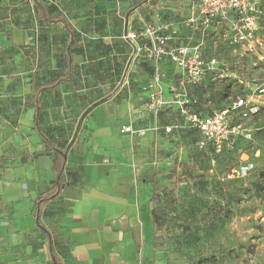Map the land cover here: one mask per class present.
Masks as SVG:
<instances>
[{
  "label": "crops",
  "instance_id": "crops-1",
  "mask_svg": "<svg viewBox=\"0 0 264 264\" xmlns=\"http://www.w3.org/2000/svg\"><path fill=\"white\" fill-rule=\"evenodd\" d=\"M44 4L52 15L63 16L70 33L61 24L39 20L32 30L40 32L46 54L57 58L48 60L49 81L36 89L28 85L33 106L27 125L36 143L35 148L27 144L29 159L17 169L24 172L25 183L17 177L9 190L0 192V264H53L48 241L35 225L34 202L57 190L58 171L62 189L41 206L40 214L56 263L150 264L155 232L151 191L169 161L188 150L180 144L188 143L190 129L180 123L172 104L173 89L180 88V71L166 59L158 66L143 57L130 62L132 48L122 37L150 25L170 38L169 46L194 42L195 35L183 23L189 0H44ZM22 29L29 31L27 26ZM23 36L13 28L10 46H20ZM71 37L74 44L69 47ZM68 69L71 78L54 85ZM157 73L168 104L154 118L142 107L148 98L145 87ZM39 88L42 106L36 95ZM193 91L185 89L189 96ZM204 98V107L211 109ZM259 98L262 107L264 95ZM36 112L40 129L63 157L44 151L34 129ZM127 124L147 129L145 136L122 133ZM154 125L158 130H152ZM168 126L176 129L165 133Z\"/></svg>",
  "mask_w": 264,
  "mask_h": 264
},
{
  "label": "rangeland",
  "instance_id": "rangeland-1",
  "mask_svg": "<svg viewBox=\"0 0 264 264\" xmlns=\"http://www.w3.org/2000/svg\"><path fill=\"white\" fill-rule=\"evenodd\" d=\"M261 5L253 51L219 49L218 44L205 50L229 73L242 78L245 88H255L263 79L264 2ZM33 11L31 0H0V192L9 190L17 177L25 183L24 172L17 169L24 168L29 159L27 144L35 148L36 143L27 125L31 119L26 115L33 106L29 105L28 85L36 89L49 81L48 60L57 58L46 54L40 32L32 34L39 24ZM26 26L29 31L25 33L22 27ZM13 28L24 34L18 47L9 44ZM230 80L233 83L228 91ZM235 80H217L208 93L200 87L196 93L207 96L209 107L217 109L229 103L233 90L238 94ZM39 101L42 106L43 93ZM245 125L252 128V141H240L235 153L199 151L189 134L188 143L180 144L188 150L163 168L161 180L151 191L158 201L153 212L156 220L150 264H264V102L260 114ZM250 162L254 168L248 176L240 177L239 168Z\"/></svg>",
  "mask_w": 264,
  "mask_h": 264
},
{
  "label": "built area",
  "instance_id": "built-area-1",
  "mask_svg": "<svg viewBox=\"0 0 264 264\" xmlns=\"http://www.w3.org/2000/svg\"><path fill=\"white\" fill-rule=\"evenodd\" d=\"M260 3L261 0H189L183 23L197 39L192 43L169 46L170 38L159 35L158 29L150 25L127 31L122 37L132 48L130 62L143 57L158 66L166 59L180 71V88L173 89L172 104L177 107L183 124L199 135L197 146L200 149L210 144L215 153H220L223 148L231 147L238 137L251 139V130L245 122L258 112L264 85L249 88V94L236 97L227 108L204 116L193 109L194 101L185 89L199 86L208 73H215L220 78L226 76L218 60L206 54L208 38L217 36L222 44L253 51L261 17ZM145 90L148 98L142 109L156 118L168 104L160 74L154 75ZM173 128L164 127L163 131L170 133ZM152 130H158L157 125ZM121 132L131 137H143L147 129L127 124ZM251 169L252 165L242 167L238 174L243 177Z\"/></svg>",
  "mask_w": 264,
  "mask_h": 264
},
{
  "label": "trees",
  "instance_id": "trees-1",
  "mask_svg": "<svg viewBox=\"0 0 264 264\" xmlns=\"http://www.w3.org/2000/svg\"><path fill=\"white\" fill-rule=\"evenodd\" d=\"M32 1V3H33V5H34V11H35V16H36V18H37V20H39V21H41V22H44V23H47V24H61L62 25V27L65 29V30H67V31H69V33H70V30L68 29L69 27L67 26V24H66V21H65V19L63 18V16L61 15V14H59L58 12H56V14H53L52 15V13H53V11L48 7V6H46L45 4H44V1L43 0H31ZM264 2V0H261V4ZM260 8H262V5L260 6ZM263 15V14H262ZM261 18H262V16L260 17V20H259V25H260V23H261ZM258 32V31H257ZM256 37H257V33H256ZM218 41H220V39H218V37L217 36H214V37H210V38H208V41H207V43H206V50H210L211 49V46L212 45H216V44H218V48L219 49H235L234 47H230V46H227V45H225V44H220V43H218ZM74 44V41H73V39H72V37H71V39L69 40V42H68V46L69 47H71L72 45ZM211 57V56H210ZM220 64V63H219ZM220 68H222L225 72H226V76H224L223 78H220L217 74H215V73H208V74H206L205 76H204V79H203V81H202V83L199 85V86H196V87H193V89L195 90V91H193V96H189L188 95V97L192 100V101H194L193 102V104H192V106H193V109L198 113V114H200L201 116H204V115H210L213 111H220V110H222V109H224V108H227L230 104H231V102L236 98V97H241V96H245V95H247V94H249L250 93V89H247V88H245V85H244V83H243V81H242V78H237V77H235V75L236 74H232V73H229V71L226 69V67L224 68V67H222L221 66V64H220ZM71 78V72H70V70L68 69L67 71H66V73H65V75L64 76H62V77H59V78H57L56 79V83L54 84V85H57L59 82H61V81H67V80H69ZM227 78H236V80L234 81V82H237L238 83V85H239V87L237 88V91H238V94H236L235 92H236V90H233V93L232 94H234V95H229L228 96V99L227 100H229V103H227V104H225V105H222V106H219V107H216L217 109H209L208 107H204V105L205 104H203V101H205V99H203L204 98V96L202 97V96H200V94H197L196 93V90L200 87L201 88V90H203L204 92H206V93H208L210 90H211V87H212V85H213V83H214V81H213V79L214 80H222V79H227ZM207 80V81H206ZM208 82V84L207 83H205V85H204V82ZM215 81V82H216ZM213 82V83H212ZM233 83V81H231L230 80V82L229 83H227L228 85H227V89H228V91H229V88H230V85ZM53 85V86H54ZM264 85V72H263V79H262V82L257 86V87H260V86H263ZM199 88V89H200ZM198 89V90H199ZM43 90V88H39L38 90H37V93H36V95H38V94H40V92ZM223 90V89H222ZM207 99H208V97H207ZM35 107H36V109H35V111H38V104H35ZM178 111V110H177ZM260 112H261V107H259V110H258V112L255 114V115H253L251 118H254V117H257L259 114H260ZM178 114H179V112H178ZM179 116H180V114H179ZM181 118V117H180ZM250 118V119H251ZM180 123H183V121H182V119L180 120ZM176 126H178L179 127V125H176ZM176 126H174L175 128H173L172 129V131L170 132V133H172L175 129H176ZM181 126V125H180ZM34 129H35V131H36V133H37V135L39 136V138H40V140H41V143L43 144V147H44V151L45 152H50V151H53V152H56V154H59V155H61L62 157H63V154H64V152H61V151H59V149H58V146H57V144L54 142V141H52V139L49 137V136H47L41 129H40V121H39V119H38V117H37V112L35 113V115H34ZM251 130V139L250 140H246V139H244L243 137H238L237 139H235L234 140V143H233V145L231 146V148H223V150L220 152V153H215L214 152V149L212 148V146L210 145V144H208L206 147H204V148H202V149H200L198 146H197V143H198V141H199V139H200V137H199V135L195 132V131H193V130H187L188 132H187V136H189V134H191V136L193 137V140H194V146L199 150V151H202V152H206V153H208V152H210V153H214V154H217V155H224V154H226V155H231L232 153H235V149H234V147H236V145L240 142V141H246V142H250V141H252V138H253V131H252V128L250 129ZM192 140V141H193ZM232 150V151H231ZM194 156L195 157H199L198 156V153H194ZM201 158H203V155L201 154V156H200ZM193 158V157H192ZM248 165H252V169L254 168V165H253V163H246L245 165H241V167L239 168V171H240V169L242 168V167H245V166H248ZM251 169V170H252ZM251 170H249L248 172H247V174L245 175V176H243V177H246V176H248L249 174H250V171ZM239 175V174H238ZM240 176V175H239ZM262 176H264V174L262 175ZM240 177H242V176H240ZM56 188H57V190L55 191V192H53V193H51V194H48V195H45V196H38V198L36 199V201L34 202V206H35V225H36V227H37V229L42 233V235L47 239V241H48V245H49V250H50V254H51V258H52V261H53V264H57L56 263V258H55V256H54V254H53V252H52V244H51V239H50V235H49V233H48V231L46 230V228L45 227H43L42 225H41V223H40V214H41V206L45 203V202H47V201H49V200H51V199H54L58 194H59V192H60V190L62 189V186H63V182L61 181V179H60V172L58 171L57 172V179H56ZM157 199H156V197H154V195H151V197H150V202L153 204V206H155L156 205V203H157ZM153 212H154V210H153ZM155 220H156V217H155V215H154V213H153V223L155 224Z\"/></svg>",
  "mask_w": 264,
  "mask_h": 264
}]
</instances>
